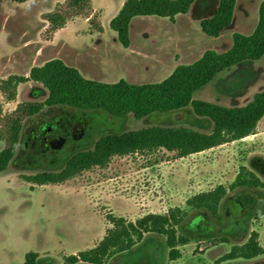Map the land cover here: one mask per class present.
I'll return each mask as SVG.
<instances>
[{"label":"rangeland","instance_id":"374dc122","mask_svg":"<svg viewBox=\"0 0 264 264\" xmlns=\"http://www.w3.org/2000/svg\"><path fill=\"white\" fill-rule=\"evenodd\" d=\"M63 1L0 0V80L10 74L25 75L31 64L52 57L46 56L49 49L44 33L48 23L42 15ZM120 1L95 0L103 33L92 32L82 17L58 39H62L59 47L63 55L88 79L106 83L125 79L136 84L162 81L178 64L192 63L206 49H228L233 32L251 33L263 0H238L234 21L222 37L207 35L200 25L202 19L214 14L218 0H197L190 13L178 15L176 22L155 15L135 17L129 48L117 40L110 27ZM33 53L36 56L32 61ZM262 90L264 56L225 69L194 98L228 107L244 106ZM46 97L42 85L27 83L20 89L19 101H44ZM16 101L8 102L3 97V112L14 110ZM209 125L191 106L143 118H135L132 113L114 116L56 106L26 118L15 155L0 176V264H23L29 251L38 252L43 264H64L65 256L92 248L103 238L108 213L135 220L147 213L164 214L177 206L189 213L177 231L190 239L182 249L179 246L183 254L179 261L169 260L163 236L150 234L107 264H264V255L254 261H220L251 230L261 232L259 242L264 246V189H229L241 166L264 181V117L255 134L186 157L160 149L115 156L107 166L94 167L62 184L32 187L23 179L59 171L71 155L92 149L107 133L149 126H185L209 132ZM3 147L0 142V149ZM218 185L229 192L220 205L221 219L186 205L188 198ZM206 223L209 228L204 229ZM227 237L231 243H227Z\"/></svg>","mask_w":264,"mask_h":264},{"label":"trees","instance_id":"16d2710c","mask_svg":"<svg viewBox=\"0 0 264 264\" xmlns=\"http://www.w3.org/2000/svg\"><path fill=\"white\" fill-rule=\"evenodd\" d=\"M13 1L25 3L30 0ZM195 1L125 0L117 15L111 19L110 27L116 32L117 40L129 48L130 25L135 17L155 15L175 21L177 15L188 13ZM236 3L237 0H219L214 14L201 20L202 31L219 37L232 24ZM76 17L88 19L92 31L104 32L101 11L95 9L93 0H64L42 15L48 23L44 37L52 39L58 30ZM263 56L264 0L259 6L258 23L251 34L234 32L230 48L222 52L206 49L197 60L177 65L169 76L159 82L136 84L120 79L106 83L88 79L60 58L33 66L27 76L11 74L0 80V93L6 101H16L19 85L28 81L41 84L48 95L44 101L20 102L7 113L0 106V142L4 144L0 149V173L8 168L15 155L25 119L40 114L46 107L69 106L78 110L104 111L114 116L132 113L135 118H143L152 113L172 112L191 106L198 116L210 124V131L185 126H149L122 133H107L94 143L92 149L71 155L59 171L23 176L32 187L65 183L84 171L107 166L115 156L165 149L175 152L178 157H186L251 136L256 133L258 123L264 117V90L255 93L246 105L234 107L195 99L194 94L225 69L243 62L257 61ZM240 187L264 189V181L247 166H241L229 189ZM227 193V187L218 185L213 190L188 198L186 205L207 210L221 219L219 206ZM188 215V210L178 206L164 214L147 213L135 220L108 213V226L103 238L92 248L65 256L64 264H107L112 257L133 249L150 234L163 236L169 248V260H178L182 257L179 246L187 244L190 239L179 234L177 227ZM208 226L206 223L203 227L207 229ZM260 255H264V247L259 242L258 232L252 231L245 243L232 246L220 261L253 259ZM23 264H43V261L38 252L29 251Z\"/></svg>","mask_w":264,"mask_h":264},{"label":"crops","instance_id":"0c3cea01","mask_svg":"<svg viewBox=\"0 0 264 264\" xmlns=\"http://www.w3.org/2000/svg\"><path fill=\"white\" fill-rule=\"evenodd\" d=\"M124 1L125 0H121L120 1V4H119V6L117 7V9L115 10V13H114V15L116 16L117 15V13L119 12V10L121 9V7H122V5H123V3H124ZM197 2V0L194 2V4ZM93 3H94V7H95V9L97 10V9H99V7L96 5V2H95V0H93ZM218 3H219V0H218ZM237 3H238V0H237ZM237 3H236V5H237ZM193 4V5H194ZM193 5H192V7H191V9H190V11L192 10V8H193ZM236 8V7H235ZM100 9H104V8H100ZM190 11L188 12V13H190ZM103 12V11H102ZM188 13H186V14H188ZM234 14H235V10H234ZM180 15V14H179ZM102 16V15H101ZM177 17H178V15L176 16V18H175V21H172V22H176V20H177ZM79 18H82V17H76V18H74V19H72V20H70L68 23H67V25H66V27H64V28H62V29H60V30H58L56 33H55V35H54V37L52 38V39H50V40H46V47L49 49V51L48 52H46V56L47 55H52V57L51 58H49V59H47L46 61H48V60H50V59H53V58H60V59H62L66 64H68V65H70V66H72V65H74L73 63H71L70 61H68L67 59H66V57L63 55V53H62V51H61V48L59 47L61 44H60V42H62V39L61 40H58L59 39V37H60V35H62V33L63 32H65V31H67V29L70 27V25H71V23L72 22H74L76 19H79ZM85 21H87L88 22V19H86V18H83ZM101 19V18H100ZM233 21H234V18H233ZM201 22V21H200ZM101 23H102V21H101ZM132 23H133V20H132V22H131V25H132ZM233 23V22H232ZM258 23V22H257ZM88 24H89V22H88ZM103 25V24H102ZM131 25H130V30H131ZM257 25V24H256ZM256 25L253 27L254 29H255V27H256ZM47 26V24L45 25V27ZM89 28H90V24H89ZM103 28H104V26H103ZM254 29H252V31H251V33L254 31ZM90 30H91V28H90ZM104 30H105V28H104ZM92 31V30H91ZM92 32H94V31H92ZM96 32V31H95ZM79 33V31H77L76 32V34H78ZM99 33V32H98ZM234 33V32H233ZM233 33H232V35H233ZM241 33V32H240ZM251 33H249V34H251ZM222 34H223V32L221 33V35L219 36V37H222ZM249 34H247V35H249ZM130 38H131V34H130ZM132 46V44L130 45V47ZM231 47V46H230ZM229 47V48H230ZM227 50V49H226ZM225 51V50H224ZM219 52H222V51H219ZM203 54V53H202ZM201 54V55H202ZM200 55V56H201ZM35 56H36V54L35 53H33V54H31V60L33 61V59L35 58ZM199 56V57H200ZM198 57V58H199ZM198 58H196V60L198 59ZM180 59V58H179ZM178 59V60H179ZM37 60H40V58H37ZM46 61H44V62H42V63H40V64H31L30 65V67L28 68V71H27V73L25 74L26 76L27 75H29V72H30V70H31V68L33 67V66H40V65H43ZM195 61V60H194ZM193 61V62H194ZM190 64V63H189ZM179 65V64H178ZM75 66V68L77 67L76 65H74ZM73 66V67H74ZM78 68V67H77ZM175 69V68H174ZM173 69V70H174ZM80 72H81V70L80 69H78ZM172 70V71H173ZM171 71V72H172ZM81 74H82V72H81ZM171 74V73H170ZM11 75V74H10ZM18 75H21V74H18ZM83 75V74H82ZM84 76V75H83ZM85 77V76H84ZM27 83H33V85H36V82H33V81H28V82H26V83H22V84H20L19 85V87H18V97H17V103H19L20 101H19V98H20V89H21V87L23 86V84H27ZM37 85H41V84H39V83H37ZM45 89V88H44ZM46 90V89H45ZM47 95H48V92H47ZM3 99V96H2V94H1V96H0V100H2ZM9 167V166H8ZM8 169V168H7ZM7 169L5 170V171H3L2 173H0V176L4 173V172H6L7 171ZM227 197H229V192L227 193V195L225 196V198L221 201V203H220V205L223 203V201L227 198ZM219 212H220V206H219ZM220 216L222 217L223 215L220 213ZM251 231H253V230H251ZM258 231V230H257ZM259 233H260V237H261V232L260 231H258ZM250 233L251 232H249V234H247V235H245L244 236V239H243V241H241V242H239V243H234L232 246H234V245H241V244H243V243H245L247 240H248V238H249V236H250ZM227 239L229 240V241H227V243H231V241H230V239L227 237ZM99 241H97V243H98ZM97 243H95V245L97 244ZM94 245V246H95ZM261 245H262V243H261ZM183 245H180V249H182L181 247H182ZM232 246H231V248H232ZM264 247V246H263ZM231 248H230V250H231ZM229 250V251H230ZM228 251V252H229ZM228 252H226V253H228ZM183 255V254H182ZM260 256H262V255H260ZM260 256H258V257H256V258H253V259H245V260H249V261H254V260H257ZM239 259H242V258H239ZM239 259H233V260H228L227 262H229V263H231V261H235V260H239ZM179 261V260H178ZM233 263V262H232ZM223 264V263H222Z\"/></svg>","mask_w":264,"mask_h":264}]
</instances>
